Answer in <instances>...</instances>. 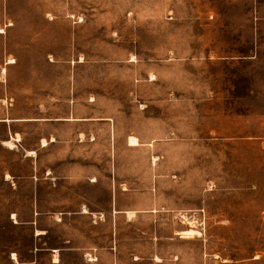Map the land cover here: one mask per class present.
<instances>
[{"label":"rangeland","instance_id":"rangeland-1","mask_svg":"<svg viewBox=\"0 0 264 264\" xmlns=\"http://www.w3.org/2000/svg\"><path fill=\"white\" fill-rule=\"evenodd\" d=\"M19 117L54 122L0 125V264H264V0H0Z\"/></svg>","mask_w":264,"mask_h":264},{"label":"crops","instance_id":"crops-1","mask_svg":"<svg viewBox=\"0 0 264 264\" xmlns=\"http://www.w3.org/2000/svg\"><path fill=\"white\" fill-rule=\"evenodd\" d=\"M66 121H70L67 120ZM53 120H48V119H43V118H34V117H19V118H0V125H2L4 127V135L6 134L7 137H9V139H13L14 141L18 138L19 141H15V143H21L22 139H23V133L16 131L15 129H12L11 127L15 124L18 123H29V124H36L38 126H53ZM54 133L53 132H49L48 134H40L38 136V138H36L34 146L32 148H34V150H31L34 152L33 156H28L25 153L26 157H34L35 156V151H37L38 149H51L53 147H57L56 143V138H54ZM79 135H80V131L77 130L76 131V136L79 140ZM42 140H44L47 144L46 145H42L41 142ZM20 148L22 149H26L22 146L19 145ZM27 151V150H26ZM38 160L35 159L33 161V167L34 169L38 167ZM50 173L46 174L45 177L39 178L38 177H34V181H35V185H34V189H32V192H34V196L36 198L35 201V215H39L41 213L44 212H52L54 213L55 210H46V209H42L41 206L39 205V202L37 201V198L39 197H68L69 196V189H68V180H64L63 183H57V180L53 177H50ZM38 182V183H37ZM45 184L46 185V193L45 194H41V189H42V185ZM87 209V208H86ZM80 216H89V215H94V212H90L87 211V213H82V210L79 212ZM90 218V217H89ZM93 218V217H92ZM74 228H72L71 226L68 228V230L72 231ZM44 232V231H43ZM44 234L41 235H35L38 238L40 236H43ZM37 240V239H36ZM39 240V239H38ZM37 242V241H36ZM77 246V247H75ZM62 247H65L63 249H59V250H49V255L52 256V258H57V254H58V262H54V260L51 258V261H49L51 264H60L61 260L59 259L62 258V255L64 256V254H67V256L69 258H76L78 260H80V257L82 256V254H80L82 252L81 249H83L82 246H80V239H74L72 237H67L64 238L62 240ZM81 250V251H80ZM34 251L40 252V250L38 249H34ZM46 251V250H45ZM52 253V254H51Z\"/></svg>","mask_w":264,"mask_h":264},{"label":"bare ground","instance_id":"bare-ground-1","mask_svg":"<svg viewBox=\"0 0 264 264\" xmlns=\"http://www.w3.org/2000/svg\"><path fill=\"white\" fill-rule=\"evenodd\" d=\"M3 71V70H2ZM16 140H19L18 138L16 139ZM6 143V142H5ZM41 144L44 146V145H46L47 143L44 141V140H42V142H41ZM5 145H7L8 147H9V149H11L12 148V145L10 144V143H6ZM129 145H135V140L133 139V138H129ZM27 154H33V152H29V153H27ZM6 179H8L9 178V176L8 175H6V177H5ZM84 212H85V209H84ZM37 234H41L42 232H36ZM187 233H193L194 234V232L192 231V230H190L189 232H187ZM12 258H14V254H12Z\"/></svg>","mask_w":264,"mask_h":264}]
</instances>
